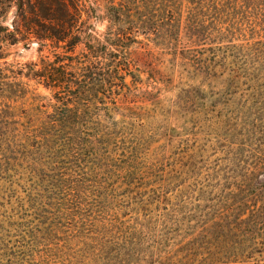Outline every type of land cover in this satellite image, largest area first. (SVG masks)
<instances>
[{
  "label": "rangeland",
  "instance_id": "obj_1",
  "mask_svg": "<svg viewBox=\"0 0 264 264\" xmlns=\"http://www.w3.org/2000/svg\"><path fill=\"white\" fill-rule=\"evenodd\" d=\"M109 1L90 0L95 44H106ZM195 1L208 6L204 39L178 24L190 0H159L149 11L166 16L147 14L159 35L134 34L125 52L106 45L120 78L95 104L111 141L84 162L54 166L23 137L57 100L11 72L63 50L0 42V264H264V226L245 228L264 204V0ZM85 52L67 54L79 80ZM60 180L82 190L71 206L48 198Z\"/></svg>",
  "mask_w": 264,
  "mask_h": 264
},
{
  "label": "trees",
  "instance_id": "obj_2",
  "mask_svg": "<svg viewBox=\"0 0 264 264\" xmlns=\"http://www.w3.org/2000/svg\"><path fill=\"white\" fill-rule=\"evenodd\" d=\"M117 1H109L106 8L109 23L106 44H95L92 20L96 19V11L90 0H0V21L5 19L10 9H14L11 28L0 24L1 43L14 44L18 40L28 41L36 42L40 47L49 46L54 51L63 50V53L54 52L51 61L42 58L40 63L30 62L22 69L11 72L54 91L57 107L48 117V121L39 127H32L31 130L26 127L23 134L24 138H30L40 144L43 152L48 155L47 159L54 166L63 165L61 161L68 157L75 162H84L85 160L79 157L80 153L92 154L95 148L103 149L111 141V136L106 133L107 126L101 123L103 108L101 110L95 104L102 102L97 98L98 93H102L105 86L111 88L114 85L112 77L120 78L115 62L119 55L113 52L107 53L106 45L125 52L126 47L141 43L133 37L136 36L134 34L159 35L154 15L150 14L147 18L149 12H156L157 16L162 14L163 18L166 16L167 10L149 11L154 2L159 0ZM137 1H140V6ZM144 5L147 9L143 7ZM131 6L135 7L134 10L130 9ZM207 8L208 6L201 2L190 0L188 17L183 22L181 20L182 23L178 21V24H185L190 32L204 39L208 30L207 15L205 16ZM214 9L216 10V7ZM143 11L146 14H142ZM132 12L135 14L132 15ZM172 15L171 13L170 16ZM174 20L175 16L168 24L172 25ZM200 28L202 30H199ZM80 44L84 45L86 52L76 63L75 70H80L82 73L79 80L77 73L68 69L76 57L67 54H74ZM104 60L115 63L112 70L115 76H111L112 65L105 64ZM90 99H95L90 104L91 108L88 104ZM78 100L81 103H78ZM83 100H87L85 105H82ZM105 111L107 112V109ZM15 137L16 135L12 134V138ZM60 181L68 185L51 187L47 191L48 198L50 201L57 199L59 206H71L73 194L82 190L71 187L65 180ZM262 189L264 190V185ZM251 217L246 218L249 220L247 224L249 226L245 225V228L252 230L254 234L259 233L264 226V204L262 210L259 213H252ZM242 257L249 259L248 256H238V254L234 259Z\"/></svg>",
  "mask_w": 264,
  "mask_h": 264
}]
</instances>
